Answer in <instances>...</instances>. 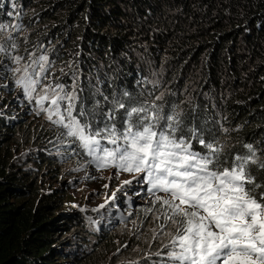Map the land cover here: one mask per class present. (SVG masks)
Returning <instances> with one entry per match:
<instances>
[{"label":"trees","instance_id":"obj_1","mask_svg":"<svg viewBox=\"0 0 264 264\" xmlns=\"http://www.w3.org/2000/svg\"><path fill=\"white\" fill-rule=\"evenodd\" d=\"M16 1L20 9L38 7L26 25L39 26L42 43L30 48L48 54L59 83L73 85V114L89 131L103 128L117 102L155 104L164 115H179L177 136L191 138L197 129L206 142L223 146L225 166L247 153V144L264 160V0ZM8 8L0 0V20ZM8 69L0 65V264H99L101 253L95 258L87 248L100 241V252L106 227L85 229L84 211H62L56 192L36 185L40 164L75 160L95 169L99 162L62 128H41L42 141L33 136L34 106L17 93ZM190 83L198 88L187 100L180 89ZM124 112L116 110L117 128ZM49 139L57 154L39 148ZM35 143L25 162L39 173L21 166L16 154ZM191 143L203 154L196 139ZM252 171L264 185V169Z\"/></svg>","mask_w":264,"mask_h":264},{"label":"snow or ice","instance_id":"obj_2","mask_svg":"<svg viewBox=\"0 0 264 264\" xmlns=\"http://www.w3.org/2000/svg\"><path fill=\"white\" fill-rule=\"evenodd\" d=\"M5 28L7 25H0V32ZM5 51L0 45V53ZM10 59L19 65L23 58ZM47 63L48 57L40 56L32 62L38 68L25 65L8 69L21 73L16 85L42 111H47L42 106L50 97L45 93L36 98L33 93L40 84L36 77L47 70ZM52 91L54 110L47 119L62 125L64 134L87 150L99 167L143 173L150 192L168 194V199L156 197L160 205L157 211L163 210L156 219L172 225L175 233L169 234L172 239L165 245L169 248L167 259L153 264H264V185L257 182L252 171L253 166L264 169V160L257 157L251 144L244 145L247 153L232 156L225 166L223 146L206 142L197 129L190 130L191 138L177 136L179 115H164L155 104L126 108L125 103L117 102L103 128L89 131V124L73 116L74 103L64 109L66 115L61 112V101L71 102L75 97ZM117 108L125 109L120 128L115 123ZM77 115L83 116V110ZM191 139L205 149L203 154L193 150ZM101 140L112 147L101 144Z\"/></svg>","mask_w":264,"mask_h":264},{"label":"rangeland","instance_id":"obj_3","mask_svg":"<svg viewBox=\"0 0 264 264\" xmlns=\"http://www.w3.org/2000/svg\"><path fill=\"white\" fill-rule=\"evenodd\" d=\"M8 1L11 9L8 8L6 17L0 20V25H7V28L0 32V45L6 49L5 52L0 53V65L10 64V69L23 68L25 65L38 68L32 62L40 56H48V54L38 52L39 48L37 47L30 48L33 42L39 40L37 36L41 30H39V26L36 29H31V27L29 29L26 25L28 18L38 10V7L36 6V10L34 8L20 9V7H17L16 0ZM32 20L35 19L29 21ZM35 23L38 25L37 21ZM16 25L20 27L17 29ZM39 42L41 41L39 40ZM12 45H15V47L13 48ZM16 56L23 58L19 65L13 63L10 59V57ZM32 68L29 69L30 72ZM46 69L44 73L36 77L40 80V84L37 86V91L33 93L34 97L38 98L39 95L46 93L51 99L54 95L52 89H55L56 93L61 96L75 97L73 85L69 87L62 82H58L55 74L59 72V68L54 70L50 63H47ZM10 73L17 93L24 94L23 90L15 83L21 73L14 74L12 71ZM155 73L151 72L150 76ZM156 85L160 86L161 83L157 81ZM192 85V83L186 84L185 87L180 89L187 100L192 98V92L198 88ZM160 88L169 89L170 87ZM25 98L33 104L35 110L34 124L31 128L34 137L43 140L44 137L40 134L41 128H62L66 132L62 125L54 124L47 119V116L54 110L50 99L44 101L42 106L47 111H42L40 110L41 106L37 105L35 100L30 102L26 96ZM74 101L70 102L67 99L61 101L62 114L66 115L64 109ZM56 118L53 116V119ZM28 123H30L29 120ZM52 139L41 143L39 148L54 155L59 152V149L55 147L57 143ZM36 145L37 143L23 146L19 152L17 149L16 154L19 156L18 163H21V166L25 163V168L31 167L35 172H38V165L25 162L26 156L32 157L29 154L31 151L36 150L33 147ZM33 156H37V151L34 152ZM49 161L51 160L49 159ZM40 168V177L36 174V185L40 188L45 186L49 190H54L59 199L65 203L62 211L68 209L84 211L87 214V217H83L86 224L85 229L95 231L96 226L106 227L107 232H105V235L108 237L103 238L106 242L101 245L100 252H95L100 241L92 240L87 248L88 254H93L95 258L101 253L99 264H153V262L167 259L166 253L169 248H166L165 245H169L172 239V235L169 234L174 235L175 228L163 220L158 221L156 219L163 211L162 209L157 211L160 205L157 203L156 197L159 196L164 199L169 197L168 194L160 191L153 194L148 190L150 185H142L143 181L146 182L143 173H129L114 166L93 169L88 163L75 160L57 161V164L46 166L40 164ZM124 198L127 201H124ZM161 223H165L163 229L160 227ZM60 235L61 237L68 236V234ZM157 252L162 255L156 256Z\"/></svg>","mask_w":264,"mask_h":264},{"label":"clouds","instance_id":"obj_4","mask_svg":"<svg viewBox=\"0 0 264 264\" xmlns=\"http://www.w3.org/2000/svg\"><path fill=\"white\" fill-rule=\"evenodd\" d=\"M143 184H147V186L149 185L147 182H144V181H143L142 185H143ZM148 190H149V189H148Z\"/></svg>","mask_w":264,"mask_h":264}]
</instances>
